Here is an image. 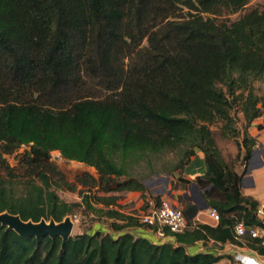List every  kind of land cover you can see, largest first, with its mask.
<instances>
[{
    "label": "trees",
    "instance_id": "trees-1",
    "mask_svg": "<svg viewBox=\"0 0 264 264\" xmlns=\"http://www.w3.org/2000/svg\"><path fill=\"white\" fill-rule=\"evenodd\" d=\"M250 2L0 0V212L60 222L82 205L111 220L64 245L60 237H23L0 226V264L236 262L190 253L198 242L264 254V238L234 233L240 221L264 226L258 202L241 191L256 146L248 129L264 104L254 87L264 83V5L248 8ZM217 138L234 140L233 160ZM197 150L206 172L194 182L218 223L197 221V207L186 204L184 230H165L172 242L131 233L152 228L140 222V211H124L117 193L151 189L128 168L151 154L177 153L180 178ZM54 151L95 167L100 177L69 182L51 159ZM178 178L174 188L181 182L184 189ZM78 187L81 203L56 193ZM151 196L158 202L162 195Z\"/></svg>",
    "mask_w": 264,
    "mask_h": 264
},
{
    "label": "rangeland",
    "instance_id": "rangeland-1",
    "mask_svg": "<svg viewBox=\"0 0 264 264\" xmlns=\"http://www.w3.org/2000/svg\"><path fill=\"white\" fill-rule=\"evenodd\" d=\"M264 5V0H251L248 8L251 7H262ZM239 14L232 15L230 19H234ZM255 92L264 97V83L256 81L254 82ZM262 117L264 118V104L261 105ZM238 127H242V115L238 114ZM218 145L227 160H233L236 156L237 150L234 140L231 139H220L217 138ZM22 147L19 151H23ZM8 162L11 166H17V159L14 156L8 157ZM52 161L58 166V168L64 173L66 179L69 182L74 181L76 175L90 174L94 177H100L96 172L95 167L85 165L76 161H71L63 158L61 154L57 151L51 153ZM179 155L176 153H163L157 155H149L141 162L134 164L128 168L129 173L134 176H143L146 178L145 183L151 189L149 193H137L135 195L129 194L127 192L117 193L120 195L121 199L118 201L122 206L123 210L126 212L140 211L139 213L147 212L148 205L145 203L144 197L146 196L148 200L153 199L151 195L161 194L163 198L169 199L170 201H176L175 195L182 193V190L189 191L185 188L181 189V182L177 184V188H174L173 183L178 178V171L174 170L173 167L177 163ZM106 169L110 168L104 163ZM107 172V170H105ZM104 171V172H105ZM170 171V172H169ZM125 177L119 178V180ZM179 179V178H178ZM181 181V180H179ZM189 187V186H188ZM81 187H78L75 191H70L67 189H57L56 193L58 196L68 202V203H81L82 195L79 192ZM165 191V193H164ZM92 192L97 194H103L93 189ZM170 192V198H168L167 193ZM88 193V192H87ZM164 193V194H163ZM143 195V196H142ZM101 207V206H97ZM143 207L145 210H143ZM73 221L72 235L79 234L82 232H92L95 229L104 230L109 227L111 222L110 219L106 218L104 215L94 212L92 210L86 209L84 206L75 207L73 214L68 215ZM132 230V229H131ZM136 236V233H133ZM209 248H214L215 246L208 243L206 245Z\"/></svg>",
    "mask_w": 264,
    "mask_h": 264
},
{
    "label": "crops",
    "instance_id": "crops-1",
    "mask_svg": "<svg viewBox=\"0 0 264 264\" xmlns=\"http://www.w3.org/2000/svg\"><path fill=\"white\" fill-rule=\"evenodd\" d=\"M248 132L256 139V146L254 147L249 159L246 173L241 180V191L244 195L252 196L258 202V204H261L264 203V118L262 116L257 118L249 127ZM205 172L206 169L204 166L203 155L199 150H197L190 162L184 167L183 175L179 178L185 183V188L189 189V191H185L186 189L182 190L181 194L175 195L176 201L171 202L181 208L186 204L195 205L198 212L194 218L199 222L215 225L207 217L205 210L199 209V204H202L195 203L192 198L194 191L193 185H195L197 190L200 192V189L195 184L194 180L197 177H202ZM202 191H204V189ZM128 193L135 195L138 192ZM170 195L171 194H167L168 198H170ZM180 200H182L184 203H182ZM131 233H136V236L145 237L153 243H162V241L155 236L151 229L136 227L131 230ZM188 251L190 253L209 251L216 254L231 255L233 257L235 255H239L243 257L246 262L249 260H253L254 262L258 263L264 261V254H260L256 250L247 247H240L232 244L217 245L214 248L208 249L206 245L198 242L195 245L189 247ZM219 262L220 264H239V262L234 263L232 259L226 257L222 258Z\"/></svg>",
    "mask_w": 264,
    "mask_h": 264
},
{
    "label": "built area",
    "instance_id": "built-area-1",
    "mask_svg": "<svg viewBox=\"0 0 264 264\" xmlns=\"http://www.w3.org/2000/svg\"><path fill=\"white\" fill-rule=\"evenodd\" d=\"M205 213L214 224L218 223L220 218L215 208L207 207ZM256 215L264 224V203L257 206ZM138 219L141 223L149 225L155 236L161 240L162 243L172 242L174 239L172 236L165 234L166 229L171 233H179L186 227V220L182 209L173 204L169 199L163 197H160L158 202L150 199L148 201L147 212L140 214ZM234 233L237 237L248 236L252 238H264V226L247 227L240 221L235 224ZM234 260L239 262V264H264V261L258 263L249 260L246 262L244 258L239 255H235ZM214 264H220V262H215Z\"/></svg>",
    "mask_w": 264,
    "mask_h": 264
},
{
    "label": "water",
    "instance_id": "water-1",
    "mask_svg": "<svg viewBox=\"0 0 264 264\" xmlns=\"http://www.w3.org/2000/svg\"><path fill=\"white\" fill-rule=\"evenodd\" d=\"M193 189V201L198 204L201 203L202 205L199 204V209L205 210L207 205L200 192L197 190L195 185H193ZM167 194H170V192ZM0 226L6 227L7 230H13L18 235L23 237H60L62 239V245H64L72 236L74 224L71 217L68 215L60 222H56L54 219L45 220L43 218L34 222L32 220L25 221L18 214H12L8 211H4L0 212Z\"/></svg>",
    "mask_w": 264,
    "mask_h": 264
}]
</instances>
